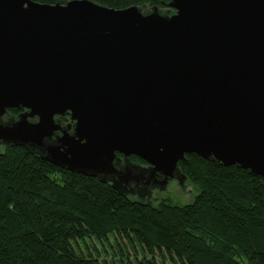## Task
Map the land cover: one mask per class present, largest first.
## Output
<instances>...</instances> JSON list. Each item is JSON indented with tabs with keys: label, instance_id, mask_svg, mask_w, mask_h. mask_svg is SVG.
I'll use <instances>...</instances> for the list:
<instances>
[{
	"label": "water",
	"instance_id": "water-1",
	"mask_svg": "<svg viewBox=\"0 0 264 264\" xmlns=\"http://www.w3.org/2000/svg\"><path fill=\"white\" fill-rule=\"evenodd\" d=\"M163 4L0 0V144L138 202L189 154L264 178V0Z\"/></svg>",
	"mask_w": 264,
	"mask_h": 264
},
{
	"label": "trees",
	"instance_id": "trees-1",
	"mask_svg": "<svg viewBox=\"0 0 264 264\" xmlns=\"http://www.w3.org/2000/svg\"><path fill=\"white\" fill-rule=\"evenodd\" d=\"M89 1L165 9L164 0ZM178 166L195 188L192 200L152 205L7 145L0 151V264H97L75 251L86 239L113 242L126 264L125 245L141 250L134 264H264V178L195 154Z\"/></svg>",
	"mask_w": 264,
	"mask_h": 264
},
{
	"label": "rangeland",
	"instance_id": "rangeland-1",
	"mask_svg": "<svg viewBox=\"0 0 264 264\" xmlns=\"http://www.w3.org/2000/svg\"><path fill=\"white\" fill-rule=\"evenodd\" d=\"M150 9L148 6H144L143 10ZM173 184H176V191L170 193L172 195V202L178 203V204H184L189 202L191 197L194 196L196 193L195 188L193 185L189 184L188 182L184 183V186H179L176 182L173 181ZM170 184L167 187V189L170 188ZM189 190H192V195H185V192H189ZM166 191V190H165ZM180 191H183L180 192ZM158 193H163L164 191H157ZM164 198H167L166 196ZM156 202L152 203L155 204ZM113 242L106 243H98L94 242L93 240L86 239L84 242H77L74 244L75 251L78 255L84 258H92L93 260H97V264H126L120 261V256L118 252L116 251V248L113 247ZM128 256H123V258L126 260V262L130 264H134L136 258H141L142 253L141 250L137 247L134 249H129L126 245ZM144 253V252H143ZM156 259L158 261H161V258L159 255H157ZM124 260V261H125ZM166 264H171V261L169 258L166 259Z\"/></svg>",
	"mask_w": 264,
	"mask_h": 264
},
{
	"label": "flooded vegetation",
	"instance_id": "flooded-vegetation-1",
	"mask_svg": "<svg viewBox=\"0 0 264 264\" xmlns=\"http://www.w3.org/2000/svg\"><path fill=\"white\" fill-rule=\"evenodd\" d=\"M19 113L21 112V110H19ZM9 112V111H8ZM10 113V112H9ZM18 113V114H19ZM11 115H17V114H12L10 113ZM69 124V120H61V126L64 127L65 125ZM6 147V145H1L0 144V151H2L4 148ZM122 158V157H121ZM171 186L169 189H167L166 191H164L163 193H158L157 191L153 192L152 196L148 199L149 202L151 203H154V202H161V201H167V202H172V195H170V193L176 191V184H173V181L171 180L170 183H169ZM183 193V191H180ZM185 195H192V190H189V192H185L184 193ZM167 197V198H164V197ZM192 200V197L191 199L189 200V202Z\"/></svg>",
	"mask_w": 264,
	"mask_h": 264
},
{
	"label": "clouds",
	"instance_id": "clouds-1",
	"mask_svg": "<svg viewBox=\"0 0 264 264\" xmlns=\"http://www.w3.org/2000/svg\"><path fill=\"white\" fill-rule=\"evenodd\" d=\"M25 7H26V5H25Z\"/></svg>",
	"mask_w": 264,
	"mask_h": 264
}]
</instances>
